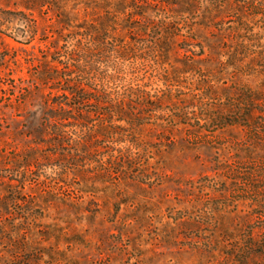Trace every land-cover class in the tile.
Listing matches in <instances>:
<instances>
[{
  "label": "rangeland",
  "instance_id": "374dc122",
  "mask_svg": "<svg viewBox=\"0 0 264 264\" xmlns=\"http://www.w3.org/2000/svg\"><path fill=\"white\" fill-rule=\"evenodd\" d=\"M0 264H264V0H0Z\"/></svg>",
  "mask_w": 264,
  "mask_h": 264
},
{
  "label": "trees",
  "instance_id": "16d2710c",
  "mask_svg": "<svg viewBox=\"0 0 264 264\" xmlns=\"http://www.w3.org/2000/svg\"><path fill=\"white\" fill-rule=\"evenodd\" d=\"M90 31H93V33H99V31L95 28V26L94 28L90 29ZM75 77H76L75 80H71L75 82L73 86L61 87L64 90V92L68 94H64L63 96H58L57 98H54V97L51 98V101L54 104V106L59 107L61 111H64L65 105L75 110H80L82 108V105L86 101L98 100L96 94L89 93L88 89L84 86L85 82H84V77L82 76V74L77 73ZM91 89L96 90L95 87L93 88L90 87V91H92ZM70 117L71 116H69V114L67 113L61 112V113L56 114V118H58L61 122H63L62 124H64V121L68 120ZM64 126L66 127V125ZM63 130L64 129H60L58 131H63ZM60 135L64 136L66 135V133L60 132ZM77 146L79 148L81 147L80 145H78V143H77Z\"/></svg>",
  "mask_w": 264,
  "mask_h": 264
}]
</instances>
